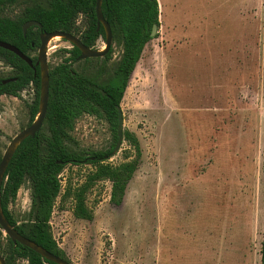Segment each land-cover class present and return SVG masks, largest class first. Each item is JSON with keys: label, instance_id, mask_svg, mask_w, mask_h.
Masks as SVG:
<instances>
[{"label": "rangeland", "instance_id": "obj_1", "mask_svg": "<svg viewBox=\"0 0 264 264\" xmlns=\"http://www.w3.org/2000/svg\"><path fill=\"white\" fill-rule=\"evenodd\" d=\"M6 6L14 18L34 2ZM160 27L145 47L121 104L124 132L136 135L141 164L121 206L111 184L88 196L92 222L75 219L71 200L58 198L52 234L71 264H261L264 238V0H157ZM80 17L77 27H86ZM79 38V35L74 34ZM105 39L96 51L105 48ZM55 48V49H54ZM50 70L72 44L49 42ZM54 49V50H52ZM115 39L110 60L72 64L77 73L106 80L122 56ZM39 51L31 52L38 58ZM15 72L0 61V79ZM32 85L20 98L0 97V153L29 127ZM42 132L48 135L44 124ZM73 152L108 150L106 120L84 115L70 134ZM124 139L108 162H125ZM91 165H68L63 188L78 185ZM27 181L10 211L32 220ZM16 264H28L17 261Z\"/></svg>", "mask_w": 264, "mask_h": 264}, {"label": "trees", "instance_id": "obj_2", "mask_svg": "<svg viewBox=\"0 0 264 264\" xmlns=\"http://www.w3.org/2000/svg\"><path fill=\"white\" fill-rule=\"evenodd\" d=\"M18 1L0 0V41L15 46L29 57L31 52L39 51L40 36L43 33L77 34L81 42L90 49H95L97 41L106 37L103 26L98 30L97 0H42L27 6L14 18L4 16L7 4L14 5ZM159 7L157 0L103 1L102 12L111 27L113 40L123 47L113 75L101 80L98 74L77 73L72 64L81 55L80 50L72 46L71 50L65 51L69 57L50 70L49 105L44 122L48 135L41 129L34 138L24 140L7 168L1 190V210L5 219L19 234L69 263L65 252L53 237L50 224L57 199L71 200L75 219L92 222L94 211L88 206L89 194L99 183L109 182L110 202L114 206H121L128 186L141 164L140 142L130 131L124 132L125 142L130 147L125 153V162L114 166L108 161L113 157L118 142V107H121L131 76L145 47L153 39V26L160 27ZM80 17L86 20L83 32L77 27ZM28 22H37L42 28L32 27L24 34L23 26ZM111 57L112 49L105 60L108 61ZM98 60L88 59L85 62ZM0 61L15 72L11 78L0 79V97L19 99L21 93L30 86L33 85L36 89V99L30 106L31 126L40 112L41 72L35 65L38 58H32L34 66L30 67L14 53L0 48ZM6 81L8 82L4 84ZM84 115L106 120L113 138L108 150L77 153L68 147L70 134ZM2 155L0 153V163ZM68 165H91L93 170L80 184L68 182L63 188L60 175ZM27 181L32 186V220L19 225L10 211V205L17 200L19 191ZM0 255L6 264H16L19 260L28 264H54L22 245H14L1 228ZM260 256L261 264H264V238Z\"/></svg>", "mask_w": 264, "mask_h": 264}, {"label": "water", "instance_id": "obj_3", "mask_svg": "<svg viewBox=\"0 0 264 264\" xmlns=\"http://www.w3.org/2000/svg\"><path fill=\"white\" fill-rule=\"evenodd\" d=\"M104 0H97L96 5V16H97V25L98 30L101 26H103L105 33H106V41H105V48L101 51H96L93 49H90L86 47L81 40L72 35L67 34L63 32H54L45 34L43 33L40 36L41 39V45L39 48V54H38V61L36 62V67L40 68V112L35 120V122L29 126L27 129L21 131L13 140L10 142L9 146L7 147L5 153L2 155V160L0 163V228L5 233V236H8L14 245H22L25 248L30 249L31 251L35 252L36 254L40 255L44 260H47L49 262H52L54 264H71L67 262L66 260L56 256L55 254L47 251L43 247L35 244L31 240L27 239L26 237L19 234L15 228H13L8 221L5 219L3 212L1 210V190L2 185L4 181V177L7 171V168L9 164L11 163L19 145L26 140L27 138L31 137L34 138L42 129L43 124L46 119L47 111H48V105H49V96H50V68L48 65V48H49V42L54 37H60L64 39L65 41L72 44V46H75L78 48L81 52V55L78 58V61L88 60V59H100L105 58L106 55L110 52L113 45V34L110 25L105 20L103 12H102V3ZM32 27H39L42 28V26L37 22H28L23 26V32L24 34L27 33V31ZM159 31V27L157 25L153 26L151 37L155 38ZM0 48L7 50L9 52L14 53L19 58H21L23 61H25L30 67H33V61L32 58L23 54L18 48L15 46L0 41ZM14 81V80H9ZM8 81L4 82L6 84ZM117 136H118V142L116 144L114 153L112 156H115L118 154L123 146L124 143V118H123V112L121 107H118V129H117ZM0 264H6L5 259L3 256L0 255Z\"/></svg>", "mask_w": 264, "mask_h": 264}, {"label": "bare ground", "instance_id": "obj_4", "mask_svg": "<svg viewBox=\"0 0 264 264\" xmlns=\"http://www.w3.org/2000/svg\"><path fill=\"white\" fill-rule=\"evenodd\" d=\"M58 38H60V37H54L53 39H54V40H57ZM54 49H55V48H54ZM54 49H52V50H54Z\"/></svg>", "mask_w": 264, "mask_h": 264}, {"label": "built area", "instance_id": "obj_5", "mask_svg": "<svg viewBox=\"0 0 264 264\" xmlns=\"http://www.w3.org/2000/svg\"><path fill=\"white\" fill-rule=\"evenodd\" d=\"M51 224V223H50Z\"/></svg>", "mask_w": 264, "mask_h": 264}]
</instances>
